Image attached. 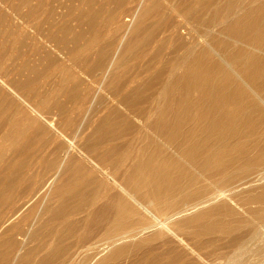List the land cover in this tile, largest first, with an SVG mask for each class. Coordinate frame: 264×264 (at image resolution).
Listing matches in <instances>:
<instances>
[{"label": "bare ground", "instance_id": "obj_1", "mask_svg": "<svg viewBox=\"0 0 264 264\" xmlns=\"http://www.w3.org/2000/svg\"><path fill=\"white\" fill-rule=\"evenodd\" d=\"M213 235L264 246V0H0V264H201Z\"/></svg>", "mask_w": 264, "mask_h": 264}, {"label": "rangeland", "instance_id": "obj_2", "mask_svg": "<svg viewBox=\"0 0 264 264\" xmlns=\"http://www.w3.org/2000/svg\"><path fill=\"white\" fill-rule=\"evenodd\" d=\"M168 14H169V12H168ZM168 14H166L167 16H168ZM151 28V27H150ZM174 46V45H173ZM173 46H169V47H171L170 48V50L168 49L169 47H167V49H168V51H167V49L165 48V50H162L163 52H164V54L162 53V51H160V53H159V51H158V53H159V55H161V54H163L162 55V57L160 56H157L155 53H154V55L153 54H151L150 56L151 57H153V58H151L150 56L149 57H146L145 59H143L144 58V50H142V51H140L141 52V55L140 56H142V59H140V57H139V62L138 61H136V62H133V63H131L130 62V60L128 61L129 63H131V65L128 63V69L130 68V70H128L129 72H128V77H130V76H133L134 74H135V72H138V70L140 69V68H142L143 67V65H145V63L148 61V59L149 58H151V61H157L156 63H155V69H156V71H155V73H157V72H161V73H165L166 72V70L165 69H167V70H169V66L167 67V64L169 63L170 65H171V59H172V57H174V55L176 54V52H174V55H173V52H171V51H174L175 49H176V47L174 48ZM174 49H173V48ZM172 49V50H171ZM142 52H144L143 54H142ZM153 53V52H152ZM153 55V56H152ZM169 55V56H168ZM169 57V59H167V57ZM157 58V59H156ZM162 58V60H161V62L159 63V59H161ZM152 59H154V60H152ZM132 60H133V58H132ZM143 60V61H142ZM145 60V61H144ZM162 61H164V63L163 64H161L162 63ZM166 61H167V64H166ZM169 61V62H168ZM138 63V64H137ZM142 65H141V64ZM138 66H137V65ZM166 65V67H163V66H165ZM133 65V66H132ZM161 65H163V66H161ZM172 66V65H171ZM135 67V68H134ZM138 67H140V68H138ZM145 67V66H144ZM157 67H160L159 69L157 68ZM133 70H132V69ZM163 68V70H161L160 71V69H162ZM134 69H135V71H134ZM131 71V72H130ZM132 71H134L133 73H132ZM135 141L134 140H132V137H131V134L130 135H128V148H130V150H132L133 151V148H132V146L134 147V150L136 149V145L138 144L137 142V144L135 143V145L133 144ZM124 144V143H123ZM122 144V145H123ZM138 146V145H137ZM9 158H12V157H9ZM8 158V160H10ZM79 215V214H78ZM77 214H73V215H71V216H69L70 218H71V220L73 219L74 221H76V220H79V219H81V218H83V215H81V217H79ZM238 234H236V236H237ZM216 236V237H215ZM219 238H218V237ZM212 237H213V239H212ZM224 237V238H223ZM198 238H200V239H198ZM204 239V241H203V239ZM216 238V239H215ZM223 238V239H222ZM208 239H210V240H208ZM220 239V240H219ZM200 240H201V242H200ZM214 240V243H211L212 241ZM227 240H229V241H227ZM72 241V240H71ZM74 241V240H73ZM208 241H210V243L211 244H209V243H206V242H208ZM231 240H230V238L229 237H227L226 236V238H225V235H213V236H209V237H197L195 240L193 239V238H189V240H188V238H187V242H189L188 243V245L195 251V252H197V254H199L200 253V257L202 258V259H199L200 260V262H201V260H202V262H201V264H230V261H231V259L233 258V254H235V256L234 257H236L237 258V261L235 262V261H232L233 262V264L235 263H237V264H260V263H264V246H263V244L262 243H259L260 245H258L257 243H255V242H248L247 243V245H245V246H247V249H244V250H242L241 252H240V254H239V251L237 252V253H235L236 251L234 250V248H232V247H230V245H228V244H230L231 242H230ZM71 243V242H70ZM200 243H203L202 245L200 244ZM213 244V245H212ZM200 245H201V247H200ZM204 245V246H203ZM209 245H211V246H209ZM206 246H207V248H206ZM211 247V248H210ZM204 248H205V250H204ZM246 248V247H245ZM213 251V252H212ZM235 251V252H234ZM212 252V253H211ZM216 252H218V253H216ZM243 252H245L244 254H243ZM214 253V254H213ZM213 254V255H212ZM238 254L240 255V258H239V256H238ZM243 254V255H242ZM191 255H189V256H187V261H188V263L186 262H182L183 264H192V262L195 260V257H190ZM207 256V257H206ZM215 256V257H214ZM216 256H217V258H216ZM232 256V257H231ZM242 256V257H241ZM189 257H190V259H189ZM198 257H199V255H198ZM239 258V259H238ZM208 259V260H207ZM229 261V263H227ZM197 262V260H195L193 263H196ZM232 262H231V264H232ZM181 263V264H182ZM197 264V263H196Z\"/></svg>", "mask_w": 264, "mask_h": 264}]
</instances>
